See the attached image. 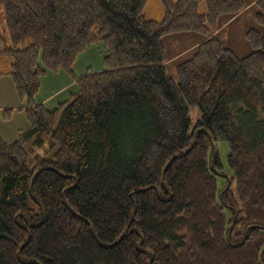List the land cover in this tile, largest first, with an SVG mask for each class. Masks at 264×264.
<instances>
[{
  "label": "trees",
  "instance_id": "1",
  "mask_svg": "<svg viewBox=\"0 0 264 264\" xmlns=\"http://www.w3.org/2000/svg\"><path fill=\"white\" fill-rule=\"evenodd\" d=\"M159 1L154 21L147 0H0V76L29 123L0 137V264H264V34L238 57L215 34L244 0ZM185 32L205 40L173 79L163 38ZM99 43L104 70L77 76ZM58 71L76 92L48 109Z\"/></svg>",
  "mask_w": 264,
  "mask_h": 264
},
{
  "label": "rangeland",
  "instance_id": "2",
  "mask_svg": "<svg viewBox=\"0 0 264 264\" xmlns=\"http://www.w3.org/2000/svg\"><path fill=\"white\" fill-rule=\"evenodd\" d=\"M249 0H244L247 3ZM254 10H247L242 14L241 18L237 19L233 24H231L227 29L220 28L217 32V36L220 38L219 40L222 44L231 49L236 56L244 57L252 52V48L249 42L245 38V33L248 30L254 29L258 30L261 34H264V29L258 25L255 20ZM144 15L149 20L160 21L163 17V8L160 4L159 0H147L146 7L144 9ZM224 19V18H223ZM191 33V32H185ZM180 34H173L167 37H164V46L168 50L169 45H171L173 39ZM178 44L182 46V43ZM171 52H169L170 56ZM105 55L104 49L102 45L95 44L88 48L84 53H81L75 60L73 65L74 73L79 76L83 75L89 70L93 72H99L102 69L104 70L102 61ZM174 63H169L167 65V75L174 77V69L177 63L175 59H173ZM4 65L0 67V70L3 69ZM71 77H69L65 72L58 71L57 73H48L45 76L40 78V89L34 100L39 101L48 96L51 98L57 95L51 102L49 101L46 104V108L53 109L56 102H62L66 98L69 97L70 93L76 92V86L71 82ZM72 85V86H70ZM67 96V97H66ZM19 100L15 93L12 79L8 75L0 76V137L1 139L10 144L17 139L18 132L22 130H27L29 128V123L25 117L23 110H18L17 108H21V104H19ZM56 107V106H55ZM14 109L11 116L3 115V111L5 109ZM200 113L197 109L189 110V118L191 124H194L196 120L199 118ZM217 149L218 157L221 164V173L225 176L230 177L231 173L227 168V156H228V146L225 142L217 141L215 144ZM224 183V180L217 178V184L220 187ZM231 211L225 210V214L227 216V220L230 219ZM239 215V217H242ZM244 223H241L239 228L234 232H242L244 230Z\"/></svg>",
  "mask_w": 264,
  "mask_h": 264
},
{
  "label": "crops",
  "instance_id": "3",
  "mask_svg": "<svg viewBox=\"0 0 264 264\" xmlns=\"http://www.w3.org/2000/svg\"><path fill=\"white\" fill-rule=\"evenodd\" d=\"M254 10V14H256V7H255V3L254 0H249L247 3H245V7L243 8V10L235 15L232 16H223L219 19V25H218V29L217 32L219 31L220 28H228L231 24H233V22H235L237 19L241 18L242 14H244V12H246L247 10ZM224 18V19H223ZM217 32L215 34V36L220 39L217 36ZM205 40V38L199 34H195V33H183L182 35H177V37L175 39H173L171 45H169L168 50L165 47L166 50V54H167V63L166 65H168L169 63H174V62H170L173 61V59L176 60L175 63H178L180 61L186 60L189 57L192 56V54L194 53V51L196 50V48L198 47L199 44H201L203 41ZM179 43H182V46H180ZM163 44H164V40H163ZM169 52H171L170 56H169ZM72 83H74V81H71ZM72 86V85H70ZM57 95L53 96L52 98L50 96L39 100L37 102L42 103L45 107L46 104L50 101H52L54 98H56ZM56 103H60L56 102ZM56 106V104H55ZM54 106V107H55Z\"/></svg>",
  "mask_w": 264,
  "mask_h": 264
}]
</instances>
